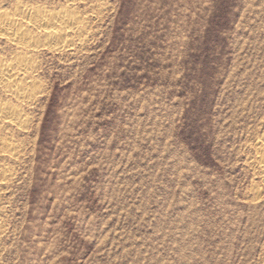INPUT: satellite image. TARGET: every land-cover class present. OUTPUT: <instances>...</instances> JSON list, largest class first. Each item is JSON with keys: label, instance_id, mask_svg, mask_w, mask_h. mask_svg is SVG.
<instances>
[{"label": "rangeland", "instance_id": "obj_1", "mask_svg": "<svg viewBox=\"0 0 264 264\" xmlns=\"http://www.w3.org/2000/svg\"><path fill=\"white\" fill-rule=\"evenodd\" d=\"M70 9L76 54L42 51L21 133L0 121V264H264V0Z\"/></svg>", "mask_w": 264, "mask_h": 264}, {"label": "bare ground", "instance_id": "obj_2", "mask_svg": "<svg viewBox=\"0 0 264 264\" xmlns=\"http://www.w3.org/2000/svg\"><path fill=\"white\" fill-rule=\"evenodd\" d=\"M73 1L75 0L60 1L63 2L66 9L64 8V11L60 9L59 12L24 3L23 5L16 4L12 15L0 14V40L4 41L7 46H11L15 52L9 58L0 57V90L6 94L5 96H9L18 103L15 104L18 105L16 108H12L11 104L7 106V103V105L1 104L2 100L0 101V121L8 127L10 126L9 128L12 127L15 130L23 128L25 121L23 123L24 117L22 116L24 114H20L21 106L19 104L22 106L31 104L35 99V94L38 93L36 91L40 87L39 56L43 55L42 51L47 50L53 54L65 53L67 56H72L76 54L74 53L77 48L76 39L79 42L85 38L87 32L82 26L84 21L81 18L83 17H78L72 9L68 10L73 5ZM74 9L76 8L74 7ZM10 102L12 101L10 100ZM24 110L23 112H25ZM0 124L2 123L0 122ZM19 133H21L20 130ZM3 140L0 139V143H6ZM10 151H5L6 155L10 154ZM254 152L257 173L264 180V133L257 139Z\"/></svg>", "mask_w": 264, "mask_h": 264}]
</instances>
